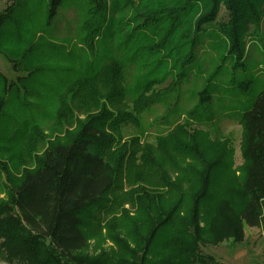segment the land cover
<instances>
[{
    "label": "trees",
    "instance_id": "trees-1",
    "mask_svg": "<svg viewBox=\"0 0 264 264\" xmlns=\"http://www.w3.org/2000/svg\"><path fill=\"white\" fill-rule=\"evenodd\" d=\"M61 3L52 0V12ZM88 3L95 4L84 26L89 48L107 36V25L115 39L117 22L136 21L134 32L170 20L166 35L142 51L155 46L163 60L174 55L175 67L186 46L209 29L227 39L229 54L243 65L247 38L256 37L264 21V0ZM223 5L228 18L219 22ZM8 18L0 14V27ZM126 97L124 65L111 57L95 76L69 84L50 132L33 125L6 137L20 148L17 172L8 174L0 198L1 251L22 264H217L201 245L242 243L246 225L264 226V91L241 115L244 163L238 169L228 139H213L190 121L153 143L125 136L130 123H139ZM198 98L202 108L214 96L205 87ZM141 108L138 103L134 110ZM107 240L113 247H102Z\"/></svg>",
    "mask_w": 264,
    "mask_h": 264
},
{
    "label": "rangeland",
    "instance_id": "rangeland-1",
    "mask_svg": "<svg viewBox=\"0 0 264 264\" xmlns=\"http://www.w3.org/2000/svg\"><path fill=\"white\" fill-rule=\"evenodd\" d=\"M51 2L0 0V14L9 15L0 27V96L4 95L0 99V198L6 197L8 174L17 172L16 152L20 148L19 142L12 148L6 137L19 128L30 131L33 125L50 132L69 84L95 76L111 57L124 65L126 102L139 122L130 123L125 136L140 135L143 141L153 143L177 123L190 121L192 128L208 131L213 139H228L233 168L242 166L241 115L264 91V21L257 36L247 38L243 65L229 54L227 39L218 30L209 29L195 45L186 46L175 67L174 55L163 60L164 54L155 46L151 52L147 47L142 51L145 45L151 46L166 35L170 20L134 32L136 21L117 22L111 26L116 31L115 39L109 36L107 25V36H101L94 48H89L84 26L95 4L62 0L52 12ZM127 14L131 16L132 10L127 9ZM227 18L223 5L218 21ZM165 75L166 81L146 89L149 81L162 80ZM248 77L251 83L242 86ZM205 87L214 98L197 107L198 93ZM152 95L156 97L150 101ZM138 103L143 108L135 111ZM245 234L242 243L226 240L218 245H201L202 251L214 256L217 264H264V226L246 225ZM91 242L93 249L95 241ZM101 243L102 247H113L109 240ZM15 257L0 250V264H22Z\"/></svg>",
    "mask_w": 264,
    "mask_h": 264
}]
</instances>
